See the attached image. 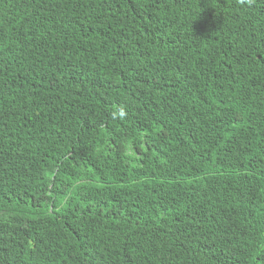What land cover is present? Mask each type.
<instances>
[{
    "label": "trees",
    "instance_id": "trees-1",
    "mask_svg": "<svg viewBox=\"0 0 264 264\" xmlns=\"http://www.w3.org/2000/svg\"><path fill=\"white\" fill-rule=\"evenodd\" d=\"M0 264H264V0H0Z\"/></svg>",
    "mask_w": 264,
    "mask_h": 264
},
{
    "label": "clouds",
    "instance_id": "clouds-1",
    "mask_svg": "<svg viewBox=\"0 0 264 264\" xmlns=\"http://www.w3.org/2000/svg\"><path fill=\"white\" fill-rule=\"evenodd\" d=\"M254 2V0H237V3L239 5H249L251 6L252 3ZM127 116V112H126V109L123 105L121 106H114L112 112H111V117L112 119H120V120H123L125 119Z\"/></svg>",
    "mask_w": 264,
    "mask_h": 264
}]
</instances>
